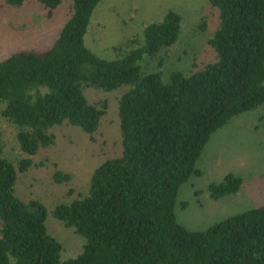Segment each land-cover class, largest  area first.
Masks as SVG:
<instances>
[{"label":"trees","instance_id":"trees-1","mask_svg":"<svg viewBox=\"0 0 264 264\" xmlns=\"http://www.w3.org/2000/svg\"><path fill=\"white\" fill-rule=\"evenodd\" d=\"M26 1L4 3L19 8ZM34 1L47 17L62 2ZM100 1L71 0L49 47L17 50L0 61V114L26 155L15 163L0 141V264H264V203L204 230H189L175 216L180 187L207 174L200 155L212 133L264 104V0H207L217 18L207 40L215 56L165 74L164 50L177 42L182 15L167 10L106 59L84 43ZM208 24L201 16L197 27ZM153 58L158 68L149 69L144 61ZM111 112L120 151L94 166L81 188L51 205L15 194L18 172L54 144V128L93 135ZM259 119L264 123V114ZM253 174L248 169L246 183L256 181ZM52 179L68 184L71 177L57 169ZM242 183L228 172L206 191L219 200ZM50 217L82 238L80 252L62 258Z\"/></svg>","mask_w":264,"mask_h":264},{"label":"rangeland","instance_id":"rangeland-1","mask_svg":"<svg viewBox=\"0 0 264 264\" xmlns=\"http://www.w3.org/2000/svg\"><path fill=\"white\" fill-rule=\"evenodd\" d=\"M70 2L62 0L51 17H47L46 10L34 0H27L19 8L8 7L0 0V61L17 50L41 51L49 47L68 18ZM169 9L182 15V27L177 42L164 50L161 65L164 74L170 69H186L193 62L212 60L215 54L207 40L217 26V18L207 0H101L90 18L84 43L100 57L115 58L118 45L126 37L138 33L145 24L160 20ZM205 15L208 27L199 30L200 18ZM156 60L144 62L147 61L149 69H155ZM263 114L264 104L234 116L208 139L200 155V167L207 174L198 180L192 177L195 187L187 181L177 195L176 220L187 229L204 230L230 215L264 203V123L259 119ZM114 116L112 112L106 114L93 135L69 125L54 128V144L40 149L31 156V166L18 172L15 194L22 199H42L51 205L69 189L81 188L94 166L120 151ZM14 135L15 128L0 114L3 153L17 163L26 155L17 147ZM57 169L70 174L68 184L53 182L52 173ZM248 169L257 174L256 181L246 183ZM228 172L243 178L240 190L219 200L209 197L206 191L209 182L220 181ZM195 188H199V194ZM48 228L62 244V258L81 251L82 238L73 229L51 217Z\"/></svg>","mask_w":264,"mask_h":264},{"label":"crops","instance_id":"crops-1","mask_svg":"<svg viewBox=\"0 0 264 264\" xmlns=\"http://www.w3.org/2000/svg\"><path fill=\"white\" fill-rule=\"evenodd\" d=\"M213 177V176H212Z\"/></svg>","mask_w":264,"mask_h":264}]
</instances>
